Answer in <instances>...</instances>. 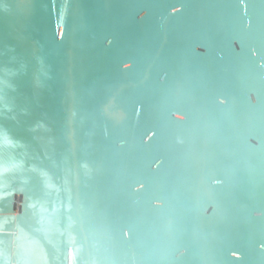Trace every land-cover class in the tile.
<instances>
[{
	"label": "water",
	"instance_id": "95a60500",
	"mask_svg": "<svg viewBox=\"0 0 264 264\" xmlns=\"http://www.w3.org/2000/svg\"><path fill=\"white\" fill-rule=\"evenodd\" d=\"M0 156V264H264V0H0Z\"/></svg>",
	"mask_w": 264,
	"mask_h": 264
},
{
	"label": "snow or ice",
	"instance_id": "6c2138e0",
	"mask_svg": "<svg viewBox=\"0 0 264 264\" xmlns=\"http://www.w3.org/2000/svg\"><path fill=\"white\" fill-rule=\"evenodd\" d=\"M7 150L8 149L5 147L4 151L7 152ZM7 163H8L7 159L4 156H0V165H5L6 166Z\"/></svg>",
	"mask_w": 264,
	"mask_h": 264
}]
</instances>
